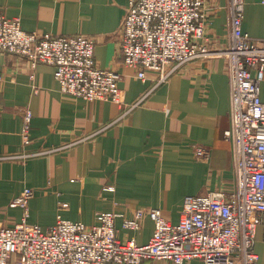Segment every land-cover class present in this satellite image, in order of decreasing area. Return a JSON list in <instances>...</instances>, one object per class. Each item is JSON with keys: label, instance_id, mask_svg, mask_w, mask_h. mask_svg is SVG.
<instances>
[{"label": "crops", "instance_id": "1", "mask_svg": "<svg viewBox=\"0 0 264 264\" xmlns=\"http://www.w3.org/2000/svg\"><path fill=\"white\" fill-rule=\"evenodd\" d=\"M244 2V30L264 40V0ZM228 4L205 0L204 41L211 49L228 43ZM127 7L128 0H0V10L19 18L26 31L94 37L96 64L119 74L124 100L121 105L65 95L54 66L32 67L26 58L0 51V226L23 219L24 209L11 202L29 187L31 223L48 229L61 215L92 226L100 213L112 212L121 239L146 244L155 227L150 217L139 230L123 227L137 209L160 208L176 223L185 197L234 186L232 143L224 133L231 124L226 59L191 61L163 83L155 71L140 79L120 51ZM261 95L264 100V83ZM26 107L33 112L29 143L22 135ZM198 146L210 150L208 159L197 157ZM17 154L25 157L10 158ZM255 250L264 264L263 226Z\"/></svg>", "mask_w": 264, "mask_h": 264}, {"label": "built area", "instance_id": "2", "mask_svg": "<svg viewBox=\"0 0 264 264\" xmlns=\"http://www.w3.org/2000/svg\"><path fill=\"white\" fill-rule=\"evenodd\" d=\"M228 8V43L218 50L204 41L205 0H128L119 33L123 62L136 69L142 80L147 71H155L163 83L191 61L215 56L226 59L231 124L224 133L232 143L234 186L185 197L176 223L160 208L137 209L123 227L139 230L143 219L150 217L155 227L146 244L121 239L115 226L117 214L112 212L100 213L92 226L61 215L48 229L31 223L28 203L34 190L27 187L11 202L12 207L24 209L23 219L10 227L0 226V264H143L146 260L258 264L256 237L258 228L264 227V40L244 30V0H229ZM95 45V38L85 34L26 31L19 18L10 19L0 10V51L26 58L32 67L40 63L54 66L65 95L122 105L119 74L96 64ZM32 118V110L26 107L25 143L30 142ZM195 153L199 158L210 156L203 146L196 147ZM21 157L25 156H10Z\"/></svg>", "mask_w": 264, "mask_h": 264}]
</instances>
